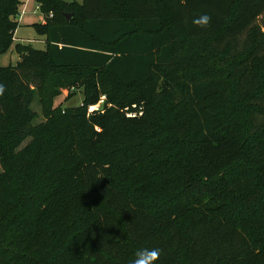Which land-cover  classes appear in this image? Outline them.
Returning a JSON list of instances; mask_svg holds the SVG:
<instances>
[{"label": "trees", "instance_id": "16d2710c", "mask_svg": "<svg viewBox=\"0 0 264 264\" xmlns=\"http://www.w3.org/2000/svg\"><path fill=\"white\" fill-rule=\"evenodd\" d=\"M34 1L53 13L33 24L46 47L0 65V264L28 255L12 249L23 233L28 264H130L143 248L157 264H261L264 0ZM20 3L0 0V55ZM209 55L242 135L212 107ZM76 89L79 106L54 104ZM23 188L42 191L35 213L2 221Z\"/></svg>", "mask_w": 264, "mask_h": 264}, {"label": "rangeland", "instance_id": "374dc122", "mask_svg": "<svg viewBox=\"0 0 264 264\" xmlns=\"http://www.w3.org/2000/svg\"><path fill=\"white\" fill-rule=\"evenodd\" d=\"M65 1H72V0H65ZM76 2H81L82 0H75ZM49 14H53L52 12ZM11 19H15L18 22V26L12 32V39L13 44L11 48L4 54L0 55V65H8V64H16L19 60V55L16 51V47L19 49H23L24 45H31L34 48L44 49L46 47V40L45 37L39 36L35 29L33 28L34 23H46L49 20L47 14H43L39 8L37 3L34 0H21L20 5L18 6V14ZM259 23H262L264 19L260 18ZM264 29V27H263ZM210 60L208 61V69L203 71V68L199 70V73L203 75H207L209 78L215 79L218 83L217 84V94L211 99L212 107L214 110L220 111L223 115L224 122H225V129L229 134L235 135H242V119L240 122L237 120L242 118L243 110L240 104L234 99L232 93L230 91L229 84H225L223 82V73H216L214 70H211L210 67L219 63L218 57L209 55ZM225 64V63H224ZM256 74L264 81V61L260 62L256 66ZM83 93L81 89L72 90L69 93L67 90L61 92L60 95L54 98V104L59 105L63 108L79 106L82 103ZM100 103L94 105L95 107H90L89 111L96 109ZM32 108L36 112L37 117L34 120V123H39L43 121V114H42V101L39 95V92L36 91L34 95V99L32 102ZM30 139L25 140L21 147L26 145V143ZM0 171H1V164H0ZM244 174L247 177L248 172L244 170ZM243 174L238 175L242 177ZM23 193L19 194V196L11 197L10 201L15 206V210L12 212V216L8 215L2 221L10 222L11 217L17 219L27 218L33 215L36 211V202L38 199L42 197V191H38L35 188H32V191L29 188H23ZM35 203V206H34ZM32 213V214H31ZM31 214V215H30ZM11 223V222H10ZM3 225V224H2ZM16 233H21V229L15 227ZM13 232L11 228V233ZM11 233L6 234L8 238L11 236ZM22 238H14L13 239V246L12 249L16 251H24L28 255L25 256H18V261L20 264H28L30 263V258L34 256V254L38 253V250H34L33 244H26L25 237L26 234L23 233ZM13 238V237H12ZM48 236L45 241H42L43 245H48ZM43 251V250H41ZM7 256H4V258ZM264 264V261L261 262Z\"/></svg>", "mask_w": 264, "mask_h": 264}, {"label": "clouds", "instance_id": "9594fccd", "mask_svg": "<svg viewBox=\"0 0 264 264\" xmlns=\"http://www.w3.org/2000/svg\"><path fill=\"white\" fill-rule=\"evenodd\" d=\"M206 19L198 22H206ZM160 254L158 248H143L136 253L130 264H157Z\"/></svg>", "mask_w": 264, "mask_h": 264}, {"label": "built area", "instance_id": "2783aa9c", "mask_svg": "<svg viewBox=\"0 0 264 264\" xmlns=\"http://www.w3.org/2000/svg\"><path fill=\"white\" fill-rule=\"evenodd\" d=\"M48 17H52V14H49ZM98 107H96L97 109ZM140 114V113H139ZM129 117H135L136 116V113H129L127 114Z\"/></svg>", "mask_w": 264, "mask_h": 264}, {"label": "water", "instance_id": "95a60500", "mask_svg": "<svg viewBox=\"0 0 264 264\" xmlns=\"http://www.w3.org/2000/svg\"><path fill=\"white\" fill-rule=\"evenodd\" d=\"M67 18L69 19L70 18V15H67Z\"/></svg>", "mask_w": 264, "mask_h": 264}, {"label": "bare ground", "instance_id": "6f19581e", "mask_svg": "<svg viewBox=\"0 0 264 264\" xmlns=\"http://www.w3.org/2000/svg\"><path fill=\"white\" fill-rule=\"evenodd\" d=\"M91 107H95V106H91Z\"/></svg>", "mask_w": 264, "mask_h": 264}]
</instances>
